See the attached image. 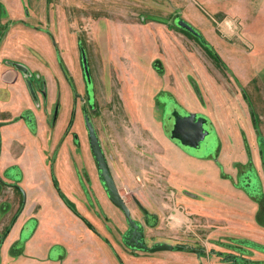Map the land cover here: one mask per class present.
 I'll return each instance as SVG.
<instances>
[{"label": "rangeland", "instance_id": "obj_1", "mask_svg": "<svg viewBox=\"0 0 264 264\" xmlns=\"http://www.w3.org/2000/svg\"><path fill=\"white\" fill-rule=\"evenodd\" d=\"M170 100L209 153L168 137ZM27 108L37 132L0 140L24 190L0 184V264H264V0H0V122ZM85 118L146 245L175 250L125 243Z\"/></svg>", "mask_w": 264, "mask_h": 264}, {"label": "water", "instance_id": "obj_2", "mask_svg": "<svg viewBox=\"0 0 264 264\" xmlns=\"http://www.w3.org/2000/svg\"><path fill=\"white\" fill-rule=\"evenodd\" d=\"M183 26H187L188 28L192 29L186 23H184ZM83 63L85 66L86 74L87 76H89V70L85 55H83ZM186 116L187 117L185 118L179 120L177 119L174 132L169 133V136L172 139H177V142L183 146L187 144L192 145V142L190 140L196 139L199 136V127L196 125V123L195 124L193 123V121H195V119L197 118V114L190 113ZM200 119L203 120L204 122L207 121L205 117H199V120ZM86 125L89 131L92 151L98 163L100 178L109 194L110 199L116 206H118L123 210L130 224V229L124 236L125 243L133 248L148 250L150 252L175 250V247L168 243H156L152 247L146 245L145 241L143 240V231L141 229V225L138 221H136L131 217L130 209L123 200V197L116 185L108 161L106 159L105 153L99 141L98 135L89 118H86ZM204 136L202 135V137Z\"/></svg>", "mask_w": 264, "mask_h": 264}, {"label": "flooded vegetation", "instance_id": "obj_3", "mask_svg": "<svg viewBox=\"0 0 264 264\" xmlns=\"http://www.w3.org/2000/svg\"><path fill=\"white\" fill-rule=\"evenodd\" d=\"M84 66V65H83ZM85 67V66H84ZM28 72L30 73L29 76L27 77V81L25 80V78L23 77V80L26 81V85L28 84V87L30 86V89L32 92H36L35 89L33 88L32 86V83L30 82V77L32 75L36 76L38 80H40V76H38L35 73H33V71L29 68L28 69ZM85 73H86V70H85ZM86 75V78H88L89 76ZM14 76V75H13ZM13 76H9L10 77V80L12 79V81H14L13 79ZM89 79V78H88ZM87 79V80H88ZM41 90L44 92V95L46 94V98L47 100L49 101L50 97H49V94L47 93V90H46V93H45V85L44 87L41 88ZM75 93L76 92V89H75ZM43 94V93H42ZM72 94H74V90L72 91ZM77 95V94H76ZM80 97V96H79ZM34 98V99H33ZM172 99V98H171ZM32 100L33 102L35 103V108H39L41 103L44 104L43 100H42V97L40 96H34L32 97ZM173 100V99H172ZM172 100L170 101H167L166 104L164 105V114H163V128L164 130H166V134L168 135V137L172 140V142H174L178 147H180L182 150L188 152L191 154V152H194L195 154H206L207 152L209 153L210 151V147H211V143H210V138L208 136V132H210V129L208 128V125L210 126V123L209 121L207 122H204L203 120H199V117H205L204 115L202 114H198L197 115V118L195 119V121H193V123L199 127V136L198 138L196 139H193V140H190L192 142V145L190 144H187L185 146L179 144L177 142V139H172L170 136H169V133H172L174 132L175 130V124H176V120L178 119H182V118H185L187 117L186 115L189 114V112H186L185 110L182 109L181 106H179L178 104H176L175 102H173ZM56 101V100H55ZM36 104H38V106H36ZM56 107V113H60V109H59V104L58 102L56 101L55 104L53 105V101H52V104H51V108L52 107ZM58 106V107H57ZM37 109H34V110H31L30 108H27L23 111L20 112V114L18 116H15L14 118H12L10 121H2L0 122V140H4L5 139V134H3V131H4V127L3 125H9L11 124L12 122L11 121H14L15 119L17 120H24V124L27 125L28 127L32 128L33 131L37 132V129H38V126H37V122H36V112L35 110ZM58 109V110H57ZM72 115H73V111L71 108H69V111H68V116H67V119L63 125V129L65 127H67L68 123H70V120L72 119ZM70 116V120H68ZM205 119H207L205 117ZM68 120V121H67ZM85 122H86V118H85ZM87 126V125H86ZM88 129V128H87ZM202 135L204 137H202ZM202 137V138H201ZM192 153V154H194ZM19 177V172L18 171H15V170H12V169H7L4 173H1L0 171V184H4V185H7L9 187H12L14 188V190H17L19 192V194L22 195V193L24 192L23 188L22 189H17L18 188V185L19 183L16 181ZM20 186V185H19ZM23 196V195H22ZM23 203V199H21V202H19V204H22ZM19 209V208H18ZM1 211V209H0ZM31 221H28L29 223V226H27V228H30L31 225L33 226V223H34V220L30 219ZM15 222V221H14ZM27 223V224H28ZM32 223V224H31ZM129 223V222H128ZM129 229H130V224H129ZM128 229V230H129ZM142 229V228H141ZM143 240H144V237H143Z\"/></svg>", "mask_w": 264, "mask_h": 264}]
</instances>
